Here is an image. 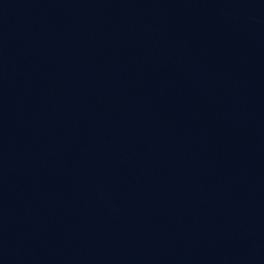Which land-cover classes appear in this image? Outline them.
Returning <instances> with one entry per match:
<instances>
[{
    "label": "water",
    "instance_id": "95a60500",
    "mask_svg": "<svg viewBox=\"0 0 264 264\" xmlns=\"http://www.w3.org/2000/svg\"><path fill=\"white\" fill-rule=\"evenodd\" d=\"M0 264H264V0H0Z\"/></svg>",
    "mask_w": 264,
    "mask_h": 264
}]
</instances>
